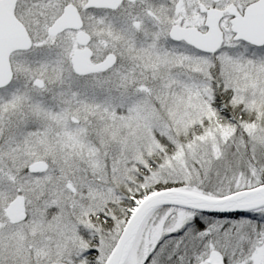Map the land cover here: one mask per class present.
I'll use <instances>...</instances> for the list:
<instances>
[{
	"label": "snow or ice",
	"instance_id": "obj_1",
	"mask_svg": "<svg viewBox=\"0 0 264 264\" xmlns=\"http://www.w3.org/2000/svg\"><path fill=\"white\" fill-rule=\"evenodd\" d=\"M0 264H264V0H0Z\"/></svg>",
	"mask_w": 264,
	"mask_h": 264
}]
</instances>
